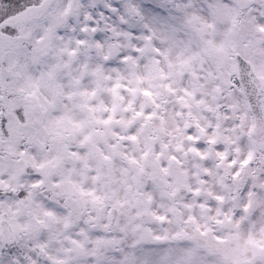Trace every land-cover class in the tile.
<instances>
[{"label":"snow or ice","instance_id":"1","mask_svg":"<svg viewBox=\"0 0 264 264\" xmlns=\"http://www.w3.org/2000/svg\"><path fill=\"white\" fill-rule=\"evenodd\" d=\"M0 264H264V0H0Z\"/></svg>","mask_w":264,"mask_h":264}]
</instances>
